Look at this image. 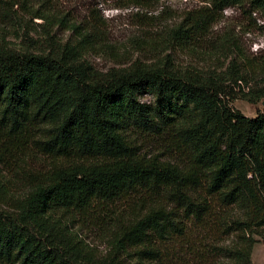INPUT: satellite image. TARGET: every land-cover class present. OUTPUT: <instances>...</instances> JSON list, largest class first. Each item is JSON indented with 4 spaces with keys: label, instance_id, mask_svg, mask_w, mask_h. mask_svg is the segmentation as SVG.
<instances>
[{
    "label": "trees",
    "instance_id": "obj_1",
    "mask_svg": "<svg viewBox=\"0 0 264 264\" xmlns=\"http://www.w3.org/2000/svg\"><path fill=\"white\" fill-rule=\"evenodd\" d=\"M36 1L31 18L42 20L41 37L19 49L0 43V128L51 164L26 175L13 154L0 171V264H156L169 244L189 247L192 228L235 235L226 264H252L255 244L264 246V109L246 118L229 97L264 100V48L254 63L222 40L212 49L233 56L209 73L179 71L167 60L101 72L86 56L112 54L103 22L94 15L83 27ZM200 2L170 29L175 43L203 39L224 10L244 2L264 30V0ZM55 26L72 36L55 40ZM136 134L161 137L180 164L138 154ZM119 202L130 203V215L105 214L108 251L96 257L68 223Z\"/></svg>",
    "mask_w": 264,
    "mask_h": 264
},
{
    "label": "rangeland",
    "instance_id": "obj_2",
    "mask_svg": "<svg viewBox=\"0 0 264 264\" xmlns=\"http://www.w3.org/2000/svg\"><path fill=\"white\" fill-rule=\"evenodd\" d=\"M47 8L52 13L66 15L68 19L85 27L92 24V16L98 17L104 24L103 33L111 49L110 54H88L86 59L98 71L112 67L126 66L134 61L153 63L167 60L179 71L209 73L226 68L231 52L216 53L212 49L222 40L235 45L236 55L259 62L260 51L264 48V30L261 15L252 13L249 3L224 10L221 20L214 24L203 39L190 43H175L169 36L170 29L178 25L187 13L198 10L203 3L200 0H158L146 6L128 4L124 0H47ZM40 4L36 0H0V43L14 49L23 48L25 42L41 37L42 20L31 18V13ZM121 8H116V7ZM4 14H1V12ZM4 15V18L1 16ZM55 40H67L72 33L61 27H53L51 32ZM107 49V50H108ZM106 51V49L104 50ZM234 51V50H233ZM255 74L252 75L254 77ZM261 80L256 74V83ZM252 83L251 86H253ZM259 84L258 87H262ZM235 91L229 97V105L244 117L253 119L263 112L264 106L259 101L251 104ZM143 102H150V97L140 96ZM134 150L147 157H157L162 161L180 164L176 154L171 152L161 137L136 134L133 140ZM16 155L21 163V170L26 175L43 173L51 164V159L37 152L32 145L15 138L6 137L5 129L0 128V171H8L6 166L11 155ZM130 203L119 202L103 209L93 211V217H76L68 223L69 231L76 235L87 249L96 257H103L108 251L106 228L102 225L105 214L117 218L130 215ZM230 211L227 210L229 213ZM94 217H98L95 219ZM192 244L178 241L169 244L156 264H226L225 249L234 242L235 235L200 234L203 230L192 228ZM226 231V230H225ZM259 239V238H256ZM252 264H264V246L258 240L252 255Z\"/></svg>",
    "mask_w": 264,
    "mask_h": 264
},
{
    "label": "water",
    "instance_id": "obj_3",
    "mask_svg": "<svg viewBox=\"0 0 264 264\" xmlns=\"http://www.w3.org/2000/svg\"><path fill=\"white\" fill-rule=\"evenodd\" d=\"M262 105L264 106V101L262 102Z\"/></svg>",
    "mask_w": 264,
    "mask_h": 264
}]
</instances>
